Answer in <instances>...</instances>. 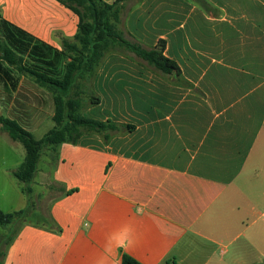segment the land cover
<instances>
[{"label": "crops", "instance_id": "1", "mask_svg": "<svg viewBox=\"0 0 264 264\" xmlns=\"http://www.w3.org/2000/svg\"><path fill=\"white\" fill-rule=\"evenodd\" d=\"M164 1L128 2L123 30L146 49L164 40L179 70L106 56L90 119L120 131L108 143L86 135L59 147L49 210L60 231L23 226L2 264H121L124 254L141 264H264V0H205L206 49L185 31L187 60L177 52L182 25L172 39L150 31L174 24L184 2L164 15ZM77 29L57 0H0V39L31 70L61 78L62 42ZM54 113L53 93L0 55V116L42 139ZM22 147L0 133V179L20 167Z\"/></svg>", "mask_w": 264, "mask_h": 264}, {"label": "trees", "instance_id": "2", "mask_svg": "<svg viewBox=\"0 0 264 264\" xmlns=\"http://www.w3.org/2000/svg\"><path fill=\"white\" fill-rule=\"evenodd\" d=\"M68 8L78 19V29L73 41L63 40L62 53L69 58L64 75L61 78L22 65L23 58L0 39V55L3 60L31 77L39 86L51 91L54 96V127L42 139H36L24 130L16 121L0 116V133L5 132L11 140L19 142L26 155L20 167L10 173L23 184L21 191L25 196L32 192L30 184L34 181L38 164L45 149L56 152L64 144H79L86 135H98L108 143L112 136L120 131V126L111 120L99 121L83 115L84 103L80 94L83 87L91 91V83L99 65L110 53L132 54L147 62L156 72L170 74L179 70L176 63L165 56L166 43L160 40L157 46L146 49L136 41L126 37L123 26V12L132 0H116L108 4L104 0H57ZM22 34V32H20ZM57 57V56H56ZM92 93V91H91ZM99 99L92 96L90 105H97ZM30 203L27 207L11 213L0 209V226L11 228L16 226V233L7 242V249L0 255L3 263L9 247L21 228L31 225L59 232L50 210L37 214L36 220L29 219L33 212ZM121 264H141L128 254L122 256Z\"/></svg>", "mask_w": 264, "mask_h": 264}, {"label": "rangeland", "instance_id": "3", "mask_svg": "<svg viewBox=\"0 0 264 264\" xmlns=\"http://www.w3.org/2000/svg\"><path fill=\"white\" fill-rule=\"evenodd\" d=\"M163 1V0H162ZM154 2V1H153ZM152 3V2H151ZM149 4L148 8L151 9V7H157ZM165 5H163V10L161 14H167V15H173L174 13V1L173 0H165ZM207 5L205 0H184L182 3V8L179 11H176V21L173 24H167V21H165L162 25H157L155 27L152 26L153 22L151 23L150 31L152 33V30L155 32L161 31L164 33H167L169 39L173 38V35H171V30L177 29L179 25H182L183 32L180 33L181 35V42L178 44L177 52L181 56H183V60L190 59V55L193 53L190 51V46L188 45L189 38L186 36V32L193 30L194 32L198 31L197 39L195 37L193 38V41L195 43L194 46L202 49L203 51L205 48V13L207 11ZM154 11V9L152 8ZM180 14V15H178ZM170 25V26H169ZM123 28V26H121ZM196 35V34H195ZM187 40V42H185ZM143 46V45H142ZM144 47V46H143ZM182 48V49H181ZM130 60H133L129 58ZM195 60H200L196 55H194ZM132 90H135L138 88L132 84L129 85ZM91 87V85H90ZM84 94H80V97L84 103V109L82 110L83 115L86 118H90L94 116V113L91 112V107L93 105H90L92 96H94L91 91H88V89L83 87ZM134 102H123V105L125 106H133ZM137 106L139 105V102L135 103ZM54 125V123H52ZM36 137H44L43 134L36 133ZM40 139V138H37ZM22 146V145H21ZM23 148V147H22ZM24 149V148H23ZM55 158H56V152L51 149H45L42 154V158L38 164V170L35 176L34 181L30 184V188L32 192L29 194V196H25L21 188L23 186L22 183H20L11 173L10 170H7V175L4 179H0V208L4 212H14L17 210L24 209L27 207L30 203V205L35 208L33 209L32 214L29 216V219L36 220L37 214L40 212H43L46 214V212L49 209L50 201L52 200L53 196L56 192V186L51 183V171L53 170L55 166ZM16 226L11 228H4L0 226V255L4 253L7 249V242L8 240L12 239V237L15 236ZM252 229H250V232ZM244 237L240 238L235 244H232L230 247V250L234 246L239 245L243 241Z\"/></svg>", "mask_w": 264, "mask_h": 264}, {"label": "clouds", "instance_id": "4", "mask_svg": "<svg viewBox=\"0 0 264 264\" xmlns=\"http://www.w3.org/2000/svg\"><path fill=\"white\" fill-rule=\"evenodd\" d=\"M121 246H124L123 244Z\"/></svg>", "mask_w": 264, "mask_h": 264}]
</instances>
